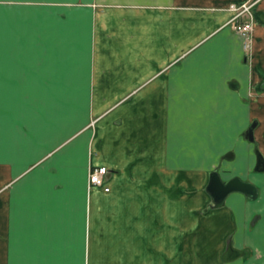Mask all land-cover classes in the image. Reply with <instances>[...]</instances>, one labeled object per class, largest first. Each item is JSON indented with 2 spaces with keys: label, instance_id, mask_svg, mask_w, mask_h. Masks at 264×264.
I'll use <instances>...</instances> for the list:
<instances>
[{
  "label": "crops",
  "instance_id": "0c3cea01",
  "mask_svg": "<svg viewBox=\"0 0 264 264\" xmlns=\"http://www.w3.org/2000/svg\"><path fill=\"white\" fill-rule=\"evenodd\" d=\"M256 146L264 0H0V264H264Z\"/></svg>",
  "mask_w": 264,
  "mask_h": 264
},
{
  "label": "water",
  "instance_id": "95a60500",
  "mask_svg": "<svg viewBox=\"0 0 264 264\" xmlns=\"http://www.w3.org/2000/svg\"><path fill=\"white\" fill-rule=\"evenodd\" d=\"M256 124H253L247 133L245 138L252 143H255L254 129ZM255 153L257 156V165L255 172H264V156L259 150L258 146L255 147ZM228 159V157H225ZM220 165L214 171L210 173V180L207 185V193L212 199L211 208H222L225 206L228 197L234 193H240L248 197L250 200H256L259 196V188L257 185L250 181H245L240 177H233L228 181H224L220 173ZM231 249V246L229 247Z\"/></svg>",
  "mask_w": 264,
  "mask_h": 264
},
{
  "label": "built area",
  "instance_id": "2783aa9c",
  "mask_svg": "<svg viewBox=\"0 0 264 264\" xmlns=\"http://www.w3.org/2000/svg\"><path fill=\"white\" fill-rule=\"evenodd\" d=\"M254 3L249 1L243 4H232L230 9L234 11L235 15L232 18L233 27L237 34L244 40L245 51H251V36L254 29V16L252 8ZM246 17V20L243 18ZM109 173L107 167H92L89 175V188L94 187L104 188L105 192L110 191V187L106 186V178Z\"/></svg>",
  "mask_w": 264,
  "mask_h": 264
},
{
  "label": "rangeland",
  "instance_id": "374dc122",
  "mask_svg": "<svg viewBox=\"0 0 264 264\" xmlns=\"http://www.w3.org/2000/svg\"><path fill=\"white\" fill-rule=\"evenodd\" d=\"M251 2H253L254 3V5H255V2L254 1H251ZM254 7V6H253ZM229 10L231 11V12H234V11H232L231 9H230V6H229ZM253 35L251 36V38H252V40H251V51H245L247 54H253L254 53V35H255V26H254V29H253V33H252ZM170 219H171V223L172 222H174V220H176V218L174 217V216H171L170 217ZM144 222V221H143ZM142 222L140 221V218H139V225L141 224Z\"/></svg>",
  "mask_w": 264,
  "mask_h": 264
},
{
  "label": "bare ground",
  "instance_id": "6f19581e",
  "mask_svg": "<svg viewBox=\"0 0 264 264\" xmlns=\"http://www.w3.org/2000/svg\"><path fill=\"white\" fill-rule=\"evenodd\" d=\"M18 26V25H17Z\"/></svg>",
  "mask_w": 264,
  "mask_h": 264
}]
</instances>
